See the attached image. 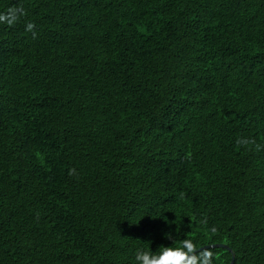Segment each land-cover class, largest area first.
Segmentation results:
<instances>
[{"label":"trees","instance_id":"obj_1","mask_svg":"<svg viewBox=\"0 0 264 264\" xmlns=\"http://www.w3.org/2000/svg\"><path fill=\"white\" fill-rule=\"evenodd\" d=\"M0 17V264H135L185 239L264 264V0Z\"/></svg>","mask_w":264,"mask_h":264},{"label":"clouds","instance_id":"obj_2","mask_svg":"<svg viewBox=\"0 0 264 264\" xmlns=\"http://www.w3.org/2000/svg\"><path fill=\"white\" fill-rule=\"evenodd\" d=\"M18 12L22 14L23 10L20 9ZM10 15L11 19L9 23L18 19L16 13H10ZM34 27L35 25L33 23L27 24L29 31H32ZM238 143L248 144L250 141L248 139H242ZM212 231L215 232L216 229L213 228ZM168 235L170 238H174L171 236V233ZM212 257L213 254L211 252L204 249H196L193 241L185 239L180 246L165 247L158 253L144 249L138 250L135 255V264H213Z\"/></svg>","mask_w":264,"mask_h":264},{"label":"water","instance_id":"obj_3","mask_svg":"<svg viewBox=\"0 0 264 264\" xmlns=\"http://www.w3.org/2000/svg\"><path fill=\"white\" fill-rule=\"evenodd\" d=\"M217 246L225 247V248L231 250V248L228 245H226V244H215V245L212 244V245H206V246H204L202 248L205 249V248H211V247H217ZM234 262H235V255L233 253L231 264H234Z\"/></svg>","mask_w":264,"mask_h":264}]
</instances>
